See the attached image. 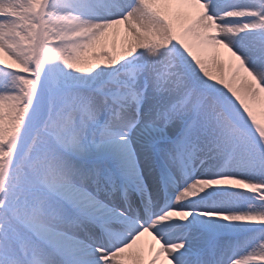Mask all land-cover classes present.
<instances>
[{
    "label": "rangeland",
    "instance_id": "374dc122",
    "mask_svg": "<svg viewBox=\"0 0 264 264\" xmlns=\"http://www.w3.org/2000/svg\"><path fill=\"white\" fill-rule=\"evenodd\" d=\"M64 1L0 0V23L3 22L0 26L1 29L5 30L10 25L9 22H13L12 24L15 25L16 30L19 27H23L28 31V35L16 33L18 47L16 49L17 52L13 53L15 60L13 59L14 62L12 63L18 64L19 70L14 73L10 67H4L8 63L3 62V65L0 64V118L7 119L9 114H13L10 121L0 131V242H8L15 245L19 249L18 251L16 248L19 255L22 249L21 258L27 261L28 258H32L33 264H43L38 259L35 261L33 256H38L35 255L36 252L34 253V251L42 248L44 245L50 251L48 252L50 253L48 257L54 259L56 264H85L83 262H86L85 258H88L84 253L74 252L73 254L75 255L79 254L77 258L79 260L75 259L73 262L67 261L65 250L60 249V251L54 248L51 250L49 247L52 245L46 241L43 243V237H41V232L38 230L35 231V234L28 229L24 230V234L28 235L30 239L28 243L19 238L20 226L18 222L33 224L32 216L35 214V209L40 208L45 203V199L44 201H37V198L47 197L46 200L49 204L53 203L59 196V202L68 208L67 202L59 194L63 189L57 190L58 193L48 192L47 195V193H37L35 188L30 186V183H34L35 177L40 178L44 169L48 170L50 168L48 165L44 168L42 167L45 162L44 157L47 155L53 156L50 165L55 168V172L60 171V173H63L64 180L65 173L68 177L79 176L81 174V162L85 163L87 171L92 172L87 174L86 178L90 176H98L100 178L102 176L100 173L106 175V166L110 164V161L106 158H103L101 162L89 159L87 162H84L80 157L72 156L73 154L65 151V135L63 139L58 137L57 130L65 132V127H62L65 121V109L60 107L65 103L68 96L71 99L78 94L79 96L76 97L78 101L82 99L90 101L100 100V110H105L106 113L109 109L108 106L110 104L113 105L108 96L100 95L97 91L93 92L90 89H82L79 86L77 88H66L67 84L73 81L70 78L69 71H71L72 67H79L81 70L93 75L91 73L106 67L105 60H102V57H107L106 61H114L115 58H119L117 62L122 64L123 62H127L126 59L128 57L135 56L136 52L134 54V51L136 48H142L141 54H143L151 51V47L154 45L152 42L155 43L158 38L165 39L163 37L165 35L156 36L158 33L155 32L141 41L137 45L138 47L134 46L130 50L129 43L126 45L120 43L123 37L122 32L118 36L113 34L110 42H106L102 36L94 34L95 30L92 33L86 31L78 33L74 29L73 34H68L71 26L74 25L70 26L69 24V21L73 20L70 15H76L89 20V23L95 22L96 24L100 21L99 15L104 14L111 17L103 19L99 23L102 24L106 21H113L115 18L130 20L132 17H136V13L139 10L145 11L147 7V15L152 16L154 10L148 7V0H124L122 4H119L121 1H118L116 4L113 3V6H109V8L116 9L118 11L117 16H113V13L108 15V11L112 12V9L107 11L106 8L109 0H66L74 7ZM208 1L217 3V14H228L229 18H223L221 22L215 21V16L212 14L213 11L205 15L203 13L207 9L206 6H203L205 3L202 0H198L201 8L198 6L199 13L210 17V24H207L203 30L204 32L195 31L196 29L192 30L191 26H193L196 20L193 22L189 21L191 18H194L193 15H188L186 21L180 22L176 27H165V32L168 31L170 39L175 40L176 32H180L178 41H182L185 44V48L183 49H187V55L192 57L194 55L197 56V54L202 55V57L197 59L198 61L192 70L188 68L187 60L182 61V64L177 62L187 72L185 74L183 72L179 73V77H184V88H181L178 92L177 103H166L165 106L161 105L156 107L155 110L150 109V107H154L155 105V100L158 98L157 94L166 95L170 91L165 90L163 86L158 84L150 87V81L147 78H144L143 81H139L137 84L129 83L128 80L121 83H116L115 81H112L115 83L109 82L113 85L107 87V92H110L111 88L117 89L120 98L129 100L132 104L129 108L131 112H125L124 115H128L130 112L136 118H141V116H144L143 108L145 107L146 116L151 115L158 119V124H155L157 129L162 128V124H171L170 121L175 117L177 119L184 117L183 128L178 132L176 143L180 144L184 140H189L192 142V145H187L185 148L179 147L182 150V153L179 154L173 151L170 140L159 139L153 144V149L150 150L152 156V159L150 158L151 166H155L159 162L157 156L154 155L156 149L159 154L165 155V158L170 157L169 154H172V158H174L180 167L183 165L181 161H184V167H190L194 154L195 157H201V154L198 153L199 145H193L195 134H199L200 141L198 142L207 149L206 160L213 161L222 152L217 165L214 163L215 171H213L214 167L211 166L208 172L203 174L197 173L195 175L194 173L198 165L196 163L195 166V162L191 164L193 171L188 169V172H192V176L195 175V178L202 181L205 178L206 184L210 188L215 189L217 186L218 190L217 192L213 191L204 195L203 197L206 198L202 206L199 205V201L196 198H193L194 194L191 193V198L188 200L193 201V210L200 211L199 213L206 218L215 217L218 213L222 214L225 222L230 223L232 215L242 211V203L249 201V198L252 197L256 199L253 201V204L260 210V217L263 219L264 0ZM184 4L190 7L194 4V0H184ZM60 8H64V11L61 12ZM55 10H58L59 13L56 12L54 15ZM169 12L171 11H166V15ZM169 16L172 17V12L167 18ZM127 22L119 23V27H122L123 32L127 30ZM189 24L191 26L188 27ZM236 25H240V27L236 28ZM185 26L187 28L180 29ZM238 30L240 31L239 36L236 35ZM194 35L199 38L197 40L194 39ZM235 37L242 42L237 41ZM154 38L155 41L153 40ZM3 39V37H0L1 42L4 41ZM114 39L115 43L113 42ZM208 43L215 45L216 49L214 48L211 52L206 51L204 48L208 46ZM164 45H167V43H164ZM175 46L176 49L179 48L178 44H175ZM217 47L225 51L219 49L220 52L218 53ZM129 54L131 55L126 56ZM173 55L181 59L182 50H178L177 54ZM222 55L227 56L228 60H222L223 64L221 66L218 63V59ZM92 58H96L98 62L96 66L90 64ZM175 63L169 62L166 66L169 68ZM240 71L244 76L236 86L238 88L236 93L233 92L234 96L230 98L224 96V102L220 105L221 99L219 91L215 87L216 83L223 77L225 84L230 85L231 82V85H233L240 75ZM105 72L104 70L103 73ZM206 74H213V78L210 80L212 81V86L203 88L205 86V77H207ZM156 78L159 81L166 82L164 75H161V73L158 77L156 73ZM83 82H85L83 86L88 88L90 86H97L95 83H98L94 78ZM109 83L107 82L106 86ZM246 83H255L256 87L254 88L258 92L252 91L250 96L245 98L242 103H238L236 97L242 93V88L238 86L245 85ZM176 86L178 88V85ZM10 96L14 97L15 107H11L9 111L4 104ZM163 99L165 100L166 97ZM160 103L162 102H158V104ZM75 104L72 102L71 106ZM194 104H196L195 108L189 116L191 106ZM95 109V112L100 113L98 107ZM92 120L93 122L96 121L97 124L100 123V115L92 117ZM123 123L125 122L123 121ZM133 125H135V122L130 125L131 128ZM101 131L102 129L99 130V133ZM126 132L130 133L131 130L127 129ZM37 142H40V145L43 143L47 144L53 152L47 153L40 145L41 151L38 150L36 147ZM151 147L152 145H149L148 148L151 149ZM65 158L70 162L64 161L63 159ZM104 163H106L105 166ZM137 164L142 165L141 162H137ZM3 178H5L4 182ZM45 180L48 182L47 179ZM203 182L205 183V181ZM218 182L225 185L224 191L218 189ZM87 183L90 184L91 182L88 181ZM241 184H245V187H240ZM252 185L256 187L253 188ZM94 186L97 187V185ZM182 186L185 189L186 186ZM80 188L88 190L86 185L84 187L80 186ZM37 194L39 195L37 196ZM116 197L117 194L113 193L103 198L112 201ZM97 198L100 199V197ZM214 198H217L219 201L223 200L224 208L219 209L213 205L214 200L212 205H208ZM104 199L102 203L108 204ZM250 202L252 203V201ZM102 207L106 208L104 205ZM176 207L178 208V206ZM116 210L118 211L119 209ZM69 211L72 212L73 217L60 215L57 212L55 216H62L57 220L61 223L69 224L72 222L71 219H73L75 224L79 225L81 229L88 230L83 223H80L83 220L82 218H84L82 211L79 212L75 207H71ZM160 212L164 213V210ZM169 214L173 218L172 211ZM156 215L158 214L156 213ZM205 224L209 225V222L205 221ZM49 226L63 231L58 228L59 225L50 224ZM114 228L126 229V227ZM225 229H227V224ZM199 237L203 236L200 235ZM76 238L79 239V236L76 235ZM203 238L207 239V236L204 235ZM257 239L258 252L255 254L260 257L264 253V237L259 236ZM19 243L21 244L19 245ZM109 245L112 246V243ZM118 247L120 246H112L110 251ZM21 258L20 260L22 261ZM27 261L22 262L27 264ZM184 261L186 262V257ZM0 264H6V257L1 248Z\"/></svg>",
    "mask_w": 264,
    "mask_h": 264
},
{
    "label": "bare ground",
    "instance_id": "6f19581e",
    "mask_svg": "<svg viewBox=\"0 0 264 264\" xmlns=\"http://www.w3.org/2000/svg\"><path fill=\"white\" fill-rule=\"evenodd\" d=\"M148 1V7L153 8L154 10L152 16L147 15V7L145 11L139 10L136 13V17H132L130 20L115 18L113 21H106L102 24L99 23L103 19H108L111 17L104 14L99 15L100 21L96 24L95 22L89 23V20L80 18L76 15H70L73 20L69 21V24L70 26L72 24L74 25L71 26V29L68 31L69 35L73 34L74 29H76L75 32L78 33L80 31L92 33V31L95 30L96 32L94 34H98V36L103 37V40L110 42L113 34L118 36L119 33L122 32L123 37L120 43H122V45L129 43L130 50L134 46L139 45L141 41L155 32L158 33L156 36L165 35L163 36L165 39L158 38L155 43L152 42L154 45L151 47V51L139 54L135 57H128L127 63H123L121 65H119L117 62L119 58H115L114 61H106L108 58L102 57V60H105L106 67L102 70L91 73L93 75L81 70L79 67H72L69 73L70 78L73 81L69 82L66 88H77V86H79L82 89H88L86 86H83V83H85L83 81H89V79L93 78L98 81L99 87H101V85H105L104 81L108 82L109 80H113L115 82H127L128 80L129 83L137 84L139 81H143L144 78H147L150 81V87L158 84L163 86L165 90L170 91V93H166V95L157 94L158 98L155 100V105L154 107H150V109L155 110L156 107L161 105L165 106L166 103L170 104L172 102H178V92L181 90V88H184V77H179V73L183 72V74H185L187 72L186 69H182L183 67H180L177 62L181 63L182 61L187 60L188 68L192 70L195 63L198 61L197 59L202 57V55L197 54V56L194 55V57L187 55V49H183L185 48V44H183L182 41H178L180 32H176L174 37L175 40H173L168 37L169 34L168 31L165 32V27H176V25L180 22L186 21V17L188 15H193L194 18H191L189 22H193L195 20L196 22L193 24V26L189 24L188 27L191 26L192 30L196 29L195 31L204 32L203 30L207 24H210V17L199 13L198 6L200 8V5L198 0H194V4L190 7L185 6L184 0ZM203 1L206 4L203 6H208L207 8L210 7L212 9V14L215 16V21L221 22L223 18H229L228 14H217L218 7L216 2L208 0ZM59 10L63 12L64 8H60ZM168 10L172 12V17L169 16V18H167L171 13L169 12V14L166 15V11ZM56 12H58V10L54 11V15ZM112 13L113 16H117L118 11L112 8L111 14ZM108 15H110V13H108ZM125 21H128L127 30L126 32H123L122 27H119V23ZM2 23H0V26ZM9 23L10 25L7 26L5 30L1 29L0 27V37L4 38L3 42L0 41V64L3 62L8 63L7 65H4V67H10V69H13L12 72L15 73V71L19 70V65L12 63L14 62L13 53L17 52L16 49L18 47L16 33L28 35V31L23 27H19V29L17 28L16 30L15 25L12 24L13 22ZM104 25L106 26L105 28ZM238 27H240V25H236V28ZM183 28L187 27H181L180 29ZM247 33L250 34L248 31ZM239 34L240 31L238 30L236 35L239 36ZM193 37H195L194 39L196 40L199 38L196 35ZM115 39L113 41L114 43ZM235 39L237 40L236 37ZM153 40L155 41V38ZM237 41L240 42L241 40L238 39ZM164 43H167V45H164ZM175 44H178L179 48L176 49ZM211 45V43H208V46H206L204 49L208 52H211L216 47L215 45ZM141 49L136 48L134 54L135 52H142ZM219 49L221 48L217 47L218 53L220 52ZM178 50H182L181 59L176 58L173 55L177 54ZM221 51L225 50L221 49ZM130 55L131 54L126 56ZM224 57L225 56L222 55L219 57L220 59H218V63L221 64V66L223 64L222 60H224ZM169 62L176 63L168 68L166 64H169ZM96 63H98L96 58H92L90 60L91 65L96 66ZM111 66L113 67L111 68ZM104 70L106 71L105 73H103ZM156 73L157 77L160 73L161 75L163 74L166 82L164 83L159 81L156 78ZM213 74H206L207 77H205V86L203 88L212 86V81L210 80L213 78ZM100 76L102 77L100 78ZM243 76V73L240 71V75L237 77L236 81H234L233 85H231V82L230 85L225 84V79L223 77L216 83L215 87L218 89L220 95L219 97L221 99L220 105L224 102V96H228L229 98L234 96L233 92L236 93L238 89L236 86L242 80ZM176 85H178V88ZM238 87L242 88V93L236 97V101L238 103H242L245 98L250 96L252 91L258 92V90L254 88L256 87L255 83H246L245 85ZM101 90L103 89L101 88ZM161 96L163 97L161 98ZM164 97H166L165 100L163 99ZM75 100L76 98L74 97L71 99L69 98L60 107L65 109V121L62 125V127H65V132H61V130L57 131L58 137L63 139V136L65 135V151L73 154L72 156L74 157H80L84 162H87L88 159L95 162L103 158L109 159L112 164H110L108 167H112L114 171L118 173L119 177L123 178V181H125L124 186L126 187V185L132 184L136 185L137 191L136 189L134 190L135 194H132L133 200H130V205H128V208H125V205L123 207L120 205L122 202L121 199L113 200L114 202L112 204L120 205L119 210L123 209L126 212L116 211V209H113L112 206H107V212V207L103 208V203L100 201V199H102L101 197L106 195L105 192L101 193V188L103 186L110 185V183L107 181L112 182V176L103 182L104 185L103 183L100 184L101 188H99V190L95 186H91L88 190H84L80 188V186L84 187L87 185L86 175L92 173L91 171L86 170L85 163L81 162L82 171L79 176L74 175L73 177H68V175L65 173L64 180L62 176L63 173H60V171L55 172V168H53V166L51 167L50 165L52 163L51 161L53 156L47 155L44 157L45 162L42 167L44 168L46 165H48L50 168L48 170L44 169V172L40 178L35 177V180L32 179L34 183H30V186L34 187L37 193H47V195L48 192L58 193L57 190L63 189L59 192V194L65 199V202H67L68 208L70 209V206H73L83 209V214L91 219V223L94 225L80 221V223H83L88 228L87 232L81 229L79 225L77 226L73 219H71L72 222L69 224L61 223L57 219L62 216H55L57 212L60 215L62 214L73 217L72 212L69 211V209L65 207L64 204L59 202V196L58 199L53 201V203H49L51 204L50 206L47 203V197H42L40 199L37 198V201H44L45 199V203L48 205L46 206V204L43 203L40 208L35 209V214L32 216L33 224L18 222V225L20 226V233H18L20 235V239L28 243L30 239L28 235L24 234V230L28 229L33 234H35V231L38 230L41 232V237H43V243L47 241L52 246L57 247L58 250H65V258H67V261L69 260L73 262V260L78 258L79 254L75 255L73 254L74 252H81L87 255L88 258H85L86 262H83L85 264H192L195 258H199L198 252H204L203 264H213V262L210 261L213 259V254H211L210 251L208 253L203 250L204 246H206L205 244H209L208 248H212L210 244L212 242L218 246L217 255L214 257V264H264V253L260 257L255 254L258 252L257 238L259 236L262 238L264 237V233H262V231H264V217L263 219L260 217V210L255 206V204H253V201L256 199L252 197L249 198V201L242 203V211L238 212L237 214H233L230 223L225 222L222 214L218 213L215 215V217L206 218L203 215H197L193 210L187 212L182 211L180 213L182 214L181 219L175 217L174 215L173 218H171L169 213L165 214L164 216H155L153 221L148 224L147 227L140 225V222H136V219H140L141 217V209L135 202V197H141L143 199V196H146L149 203L146 208L150 210H152V207L156 209L158 207V203H160L161 200H165L163 198L161 199L159 193L157 192V183L155 180L157 171L150 164V158L152 159L150 150L152 149H149L148 147L149 145H153L154 142L159 139L172 140L176 138L179 130H181L183 127L184 117L181 119H177V117H175L170 121L171 124H162V128L157 129L155 124H158V119L151 115L146 116L145 107L143 108L144 116H141V118H136L134 114L132 115L130 113L131 111L129 108L132 104L129 102V100L125 99L123 101L124 104L122 109H115L113 110V113L111 109H109L107 113L106 111H101V107L99 105L101 103L100 100H94L88 104L86 101L82 100L81 102H77L80 103V105L75 104L74 107L69 106V103L74 102ZM14 101V97L10 96L7 98V101H5L6 103L4 102V106H6V108L10 111L11 107H15ZM158 102L162 103L158 104ZM124 105L126 106L125 108ZM195 105L196 104L191 106L189 116L193 112ZM96 107L99 108L100 113H97V111L95 112ZM127 111H130L128 115H124V113ZM117 112L118 114L116 115ZM96 115H100L101 119L100 123L98 124L96 121L93 122L92 120V117ZM11 116L13 117V114H9L7 119L0 118V131L2 130L3 126H5L6 123L10 121ZM118 119L123 120L125 123H123V121H119ZM141 119L142 121H140ZM134 122L135 125H133L131 128L130 125H132ZM100 129H102V131L99 133ZM127 129H130L131 132L127 133ZM194 138L193 145H199L198 153L201 154V157L196 160L198 165L195 170V174L197 175V173L203 174L208 172L211 166L214 167V163L217 165L218 160L221 158L222 152L221 154L219 153V157L215 160L208 161L205 158L207 155V149H205L198 142L200 141L199 134H195ZM39 145L40 142H37L36 147L38 150H40ZM40 146L47 153L53 152L50 146L45 143L41 144ZM196 146H194V148H196ZM136 158H138V160L141 162L144 173L150 176L151 183L153 184L152 188L154 187L153 190H156L157 194L153 193V196L148 192L144 194L143 183H147V181L143 179V176H140L142 174H139L140 170L136 165ZM63 160L70 162L67 158ZM166 170L168 169L166 168ZM158 171L161 172V169ZM213 171H215V167ZM45 179H47L48 182H46ZM4 180L5 178H3V182ZM169 181L172 180L169 179ZM203 181L197 178L191 179L189 186H186V191L180 194L177 204H179L180 201H183L185 204H189L190 202L188 199L191 198V193L194 194L193 198H200L211 192L212 189ZM218 186L219 190H225V185L221 182H218ZM241 186L242 185H240V187ZM252 187L255 188L256 186L252 185ZM110 189H113V186H111ZM39 194H37V196ZM96 195H101L100 199H98ZM167 196L168 193L165 192L164 198ZM213 200L215 201L214 205L217 208H224V201H219L217 198L212 199L211 202L208 201L210 202L208 205H212ZM250 201H252V203ZM203 204L204 202L199 200V205ZM90 208H92V210H89ZM124 219H126V221L130 222L131 224H135L132 226L136 228H119V230H115L113 226L124 227V225L117 226V224L122 222ZM205 221H208L210 224L207 225L206 229ZM50 224L59 225L58 228L65 232L50 227ZM99 224L105 226L104 229H102ZM226 224L229 227V230L225 231ZM100 229H102V231H108L111 235H113V237H108L106 235L100 237ZM188 229L190 230L188 231ZM201 230L204 231L202 236H207V239L203 237L194 238V236ZM76 235L79 236V239L76 238ZM111 243L113 247H115V245L120 247L110 251L112 246L109 244ZM20 244L21 243H19V245ZM185 244L194 247L188 249V251L190 250L192 253L187 251L185 252L184 249H179L180 247H185ZM0 248L6 257V264H24L23 262L27 261L21 258L22 249L20 250L19 255V249L13 244L2 241L0 242ZM35 252V255H38L36 257L33 256L35 261L38 259L43 264H56L54 259L48 257L50 254L48 252L50 251L46 249L45 245L42 248L35 250L34 253ZM190 255V261L186 263H180L184 256L190 257ZM20 258L23 262L20 260ZM27 264H33L32 258L28 259Z\"/></svg>",
    "mask_w": 264,
    "mask_h": 264
}]
</instances>
